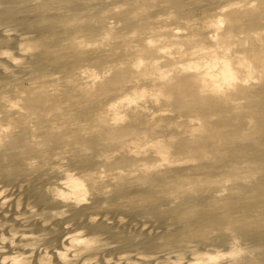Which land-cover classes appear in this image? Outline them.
I'll return each instance as SVG.
<instances>
[{"label": "bare ground", "instance_id": "6f19581e", "mask_svg": "<svg viewBox=\"0 0 264 264\" xmlns=\"http://www.w3.org/2000/svg\"><path fill=\"white\" fill-rule=\"evenodd\" d=\"M185 1L0 0V173L58 184L49 211L21 208L26 178L1 196L0 264H259L264 155L246 153L264 135L263 99L252 98L264 92V11L260 0H192L197 25ZM59 94L75 106L82 155H43L42 138L59 136L63 114L48 110ZM174 103L189 107L174 114ZM103 204L127 208L126 224L97 219ZM161 222L195 241L176 240L157 262L143 255L157 252Z\"/></svg>", "mask_w": 264, "mask_h": 264}, {"label": "rangeland", "instance_id": "374dc122", "mask_svg": "<svg viewBox=\"0 0 264 264\" xmlns=\"http://www.w3.org/2000/svg\"><path fill=\"white\" fill-rule=\"evenodd\" d=\"M241 1V0H238ZM185 6H191V10H193V13L196 15L198 18L196 20V24L199 25L202 22V8L200 9V4L199 6L194 5L192 0H186L185 1ZM260 7L261 11H264V0H260ZM195 10V11H194ZM199 10V13H198ZM201 11V12H200ZM212 13V11L210 12ZM201 15V16H200ZM201 19V20H200ZM261 24L260 26L263 28L264 27V15L261 16ZM180 25L184 27L185 22L183 20L180 21ZM199 32L201 34L205 35L206 34V28L204 26L199 27ZM206 41V38H205ZM252 43H256V41L252 40ZM63 69H67V67H64ZM62 71V70H61ZM133 75H136L135 73ZM87 76V75H86ZM92 80L93 78L91 77H84L83 81L85 82L86 80ZM96 80V78H95ZM145 80V79H144ZM262 80V84L264 85V79ZM141 81V80H140ZM254 82V80H252ZM83 82V83H84ZM159 79L157 78V84L159 85ZM147 98H148V103L151 105V107L159 108L158 103H154V101H151V93H153V90H151V86L147 85ZM118 96V92L114 91L109 94H103L96 98L94 102L91 104L92 106L90 108H87L85 112L87 115L91 114V118L96 116V114L102 112L105 107L107 106V103L111 100H115ZM60 97V103L58 106H52L48 108V110H53L57 109L62 115V119L60 120L58 131H59V136L52 137V138H42V140L45 142L46 145L42 146V149H44L43 155H47V158L52 157L54 158L56 156L60 155H71V152L74 153V155H82V151L79 149L78 145L77 147H74L73 144V137H72V131H69L70 129H74L73 122L68 119L70 116H74V112L72 110L73 104L72 101L69 98H65L64 94H59ZM253 99H263L261 103H259L257 106L260 109H264V92L262 95L254 94L252 96ZM246 105H252L254 106L256 103L255 101L253 102H246ZM256 106V105H255ZM174 109V114L179 113L178 110L182 108H188L189 106H184L182 104H172L171 106H168ZM77 109H80V107H77ZM83 108L81 107L80 110ZM158 112V111H157ZM182 113H184V110H181ZM173 114V113H172ZM53 117V116H52ZM3 127L7 125V122H2ZM80 133L77 131L75 132V135H79ZM64 138V141L62 140ZM40 140V139H39ZM260 145H257L255 140H251V143L256 146L254 150L247 151L246 155H264V135L260 138L258 141ZM237 149L242 148V144L240 143H235L234 144ZM76 146V145H75ZM18 150H21V147L18 148ZM259 152H258V151ZM49 155V156H48ZM234 160V159H232ZM231 160V161H232ZM28 162H35L33 157ZM42 175L40 173H36L33 175L28 174L26 171H21L18 173V175L12 177V178H6L4 173H0V200L2 199L1 196L7 192V189L13 185V180L19 179V178H26L25 181L27 184L23 185H18L17 187V193H18V203L20 204L21 208L23 210L27 211H34L35 209L38 210H51V208L55 207L52 206L51 200H52V193H51V188L54 185H57L56 180L51 178L54 176L53 173H48L44 176V179H42ZM29 176V178H27ZM55 181V182H54ZM247 205H250L251 202H246ZM110 211V212H109ZM111 213V214H110ZM95 216H97V219H107L110 222H113L114 219H119L121 220V225H125L126 221L129 219V214H128V209L123 208L121 210H115V208L108 209V206L106 204L101 205V207H98L96 211L94 212ZM224 220H222L223 222ZM165 222H161L157 226V252L148 254V255H143L145 258L149 257H155L157 256V262L160 258H162L161 253L168 250L171 247H174L176 245V240H181L183 238H186L188 242L195 241V238H193L191 235L185 236V234L177 228H173L171 232L167 231L165 228ZM253 230H250L252 232ZM217 232V230H216ZM218 233V232H217ZM216 233V234H217ZM204 236H207L208 234L206 231L203 233ZM217 242L215 243L216 246H219L223 243L224 241V232H219L217 234V237L215 238ZM109 242V241H105ZM264 249V248H263ZM264 262V255L258 259V263L262 264ZM158 264V263H157Z\"/></svg>", "mask_w": 264, "mask_h": 264}, {"label": "clouds", "instance_id": "9594fccd", "mask_svg": "<svg viewBox=\"0 0 264 264\" xmlns=\"http://www.w3.org/2000/svg\"><path fill=\"white\" fill-rule=\"evenodd\" d=\"M4 55H8V53H4ZM95 243L96 242L94 240L77 239L75 237L71 239V244L74 245V246L83 245V246H85L87 248H91V247H93L95 245ZM71 250H72V248H69L68 249V251H71ZM61 257L63 259H66L67 258L65 253H61ZM15 264H19V261H16Z\"/></svg>", "mask_w": 264, "mask_h": 264}]
</instances>
